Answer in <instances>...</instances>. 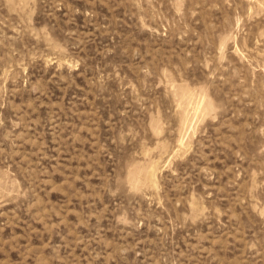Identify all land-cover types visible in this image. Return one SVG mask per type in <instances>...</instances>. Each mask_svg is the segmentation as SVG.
Masks as SVG:
<instances>
[{
    "label": "rangeland",
    "instance_id": "rangeland-1",
    "mask_svg": "<svg viewBox=\"0 0 264 264\" xmlns=\"http://www.w3.org/2000/svg\"><path fill=\"white\" fill-rule=\"evenodd\" d=\"M0 264H264V0H0Z\"/></svg>",
    "mask_w": 264,
    "mask_h": 264
}]
</instances>
